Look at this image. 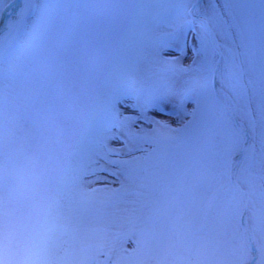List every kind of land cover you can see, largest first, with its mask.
Returning <instances> with one entry per match:
<instances>
[{"label": "rangeland", "instance_id": "374dc122", "mask_svg": "<svg viewBox=\"0 0 264 264\" xmlns=\"http://www.w3.org/2000/svg\"><path fill=\"white\" fill-rule=\"evenodd\" d=\"M11 1L0 0V149L16 215L62 248L39 259L264 264L260 0H201L193 16L197 0ZM210 7L214 45L202 41ZM202 48L244 63L239 95L215 75L226 109L212 78L203 87Z\"/></svg>", "mask_w": 264, "mask_h": 264}, {"label": "snow or ice", "instance_id": "6c2138e0", "mask_svg": "<svg viewBox=\"0 0 264 264\" xmlns=\"http://www.w3.org/2000/svg\"><path fill=\"white\" fill-rule=\"evenodd\" d=\"M264 5V0H260ZM215 8H211L205 12V19L201 21V27L204 31L202 41L205 37L212 35L211 21L212 18H218ZM220 23H228L227 20L220 21ZM241 45L237 44L236 49H229L233 55L236 54ZM205 59L201 65L203 76V87L207 91L209 88V79L214 78L216 74H220L228 82H230L233 89L239 92L246 88L245 76L247 75L244 63L237 65L235 62L229 64L227 60L222 59L217 61L215 59L218 54L215 50H205ZM264 109V101L261 105ZM166 127V125L162 126ZM2 143V142H0ZM244 151L243 147L237 143L231 148L225 150L221 166L228 169L230 164V157L239 156ZM2 149H0V264H53L51 261L39 259L42 253L59 252L62 250L61 246L52 239L43 241V246L33 236L31 230L27 227V221L21 216L16 215L18 211L13 205V197L7 191L8 185L13 181V170L10 162H6L3 158ZM234 168L235 165L233 164ZM103 170V169H101ZM237 192L239 199L234 208L235 214L240 217V223L243 225L244 215L248 207L245 202L247 195V186L243 183L237 185Z\"/></svg>", "mask_w": 264, "mask_h": 264}, {"label": "water", "instance_id": "95a60500", "mask_svg": "<svg viewBox=\"0 0 264 264\" xmlns=\"http://www.w3.org/2000/svg\"><path fill=\"white\" fill-rule=\"evenodd\" d=\"M19 1H20V0H13V1H11L10 5H12V4H17ZM200 1H201V0H197V2L194 3V4L192 5L191 10H190V13H191V14H192V11L197 7V5L199 4ZM3 23H4V12L2 13L1 18H0V28L2 27ZM209 39H210V42L214 45L211 36H210ZM212 85H213L214 93H215V95H216L218 101L220 102V104H221L222 106H224V104H223V103L219 100V98H218V93H217L216 85H215V77L212 78ZM242 153H243V152H242ZM242 153H241V154H242ZM232 178H233V177H232V171H231V179H232ZM236 189H237V187H236ZM250 264H251V263H250Z\"/></svg>", "mask_w": 264, "mask_h": 264}, {"label": "bare ground", "instance_id": "6f19581e", "mask_svg": "<svg viewBox=\"0 0 264 264\" xmlns=\"http://www.w3.org/2000/svg\"><path fill=\"white\" fill-rule=\"evenodd\" d=\"M5 15H7V12H5ZM4 25V24H3Z\"/></svg>", "mask_w": 264, "mask_h": 264}, {"label": "trees", "instance_id": "16d2710c", "mask_svg": "<svg viewBox=\"0 0 264 264\" xmlns=\"http://www.w3.org/2000/svg\"><path fill=\"white\" fill-rule=\"evenodd\" d=\"M203 16V15H202ZM215 59H216V57H215Z\"/></svg>", "mask_w": 264, "mask_h": 264}]
</instances>
